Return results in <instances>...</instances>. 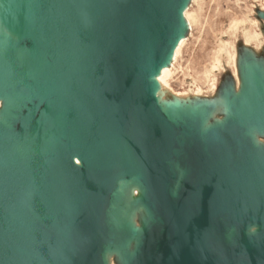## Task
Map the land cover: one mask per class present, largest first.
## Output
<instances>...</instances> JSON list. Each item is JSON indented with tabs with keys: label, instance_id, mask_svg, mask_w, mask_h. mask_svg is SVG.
<instances>
[{
	"label": "water",
	"instance_id": "1",
	"mask_svg": "<svg viewBox=\"0 0 264 264\" xmlns=\"http://www.w3.org/2000/svg\"><path fill=\"white\" fill-rule=\"evenodd\" d=\"M186 3L2 1L35 75L15 84L22 66L0 39V96L29 98L12 128L0 123V264H104L105 245L121 240L109 230L111 197L131 177L157 221L129 264H264V147L243 136L264 125V77L205 137L194 121H170L154 95ZM43 111L54 139L26 158L16 146ZM177 158L187 177L173 196ZM252 223L262 228L245 235Z\"/></svg>",
	"mask_w": 264,
	"mask_h": 264
},
{
	"label": "bare ground",
	"instance_id": "2",
	"mask_svg": "<svg viewBox=\"0 0 264 264\" xmlns=\"http://www.w3.org/2000/svg\"><path fill=\"white\" fill-rule=\"evenodd\" d=\"M2 1L3 0H0V39L3 41V43L10 46L17 54L22 69L17 74L15 84L24 85L26 84L27 79L35 75V71L31 70L30 68L32 67L33 59L26 50L19 46L23 38L22 32L10 26L8 20L3 14ZM186 7L187 4L183 6L181 10V16L184 18L185 26H193V24L199 22V14H197V11L195 12L188 8L186 9ZM247 21L248 19H235L231 27L233 30H236L241 24H244ZM243 34L244 44L247 46V48L251 44H256L255 46L257 48L262 49L264 43L261 41V33H259L257 30V24L255 22H251V26L244 29ZM183 36V33L177 36L168 53V56L166 57V60L158 67V70L152 76V80L156 84L154 95L157 104L164 115L177 126L191 123L196 116V111H198L197 109H191L188 105L186 106L187 100H189L190 96L192 95L190 92L176 91L171 87L170 84V79L172 78L173 72L171 67L173 66L174 62L178 60V57L181 55L187 41L186 37ZM238 60L239 56L236 43L233 40L221 42L218 44V52L214 56L211 67L204 72V76L202 78L206 83L211 82L209 86L214 88L217 83L215 70H220L221 67H223V63L225 62L233 67V73L237 78ZM258 69L257 71L260 72V69ZM255 72L256 71L253 73L249 72V76ZM261 74H263L264 77V73L261 72ZM242 84V80L240 81L237 78L236 93L238 95H240L242 92ZM202 92L203 91L197 87V89H195L193 92L194 98L200 96ZM27 99L29 100V98L21 95L17 90H13L11 94L6 93L5 95L0 96V123L6 127L12 128L16 112L22 108L23 105H25ZM216 109L217 110H215V112L218 111L220 107L217 106ZM216 120L217 121L215 123L218 125L224 124V118ZM215 123L208 124L207 120H205L204 126L202 128V134L204 137L208 131L216 125ZM259 134H264V125L261 127L252 126L243 132V136L249 139L254 146H261L259 142H261L260 140H262V137L259 136ZM54 136L55 129L51 123V118L48 116L46 111H43L40 120L37 122L32 131L26 134L19 141L16 149L24 157L30 158L34 154L41 152L42 149H45L48 143L54 139ZM179 156L180 155H178V157ZM179 162L180 161L178 158L175 162H173V167L177 171L176 180L171 187L173 196L178 195L183 181L187 177V169L181 167ZM76 163L81 165V162L78 159H76ZM139 193L140 196L136 199V202L134 197ZM145 195H147V191L139 178L131 177L118 181L117 187L111 197L107 216L111 236L120 234L121 240L119 243L116 241H110L105 245L103 251L104 264H116L117 261L114 258V254H119L121 257H123L129 250L133 241L135 242L136 249H139L141 245L139 233L143 228V224L138 226L141 222L140 217H138L137 214V210L140 209L139 207L144 208L143 216L141 218L142 221H145L144 225L147 226L148 223L157 221V216L154 213L151 205L146 202H140L141 198ZM261 228V225L252 223L248 226L244 233L245 235H250L252 233L258 232ZM235 232V228L232 227L226 237L229 240H232Z\"/></svg>",
	"mask_w": 264,
	"mask_h": 264
},
{
	"label": "rangeland",
	"instance_id": "3",
	"mask_svg": "<svg viewBox=\"0 0 264 264\" xmlns=\"http://www.w3.org/2000/svg\"><path fill=\"white\" fill-rule=\"evenodd\" d=\"M186 2V9L197 11L199 14V22L193 26H185L184 18L180 20V29L187 41L178 60L171 67L173 72L170 84L176 91H188L192 94L186 106L198 110L193 121L198 130H201L205 120L208 124H213L217 121L216 119L224 118L225 122L230 118L240 98L236 93L237 78L242 80L241 90L243 92L251 79L257 77L261 79L263 76L261 72L264 73V46L261 49L257 48L256 44H251L247 48L244 44L243 32L251 26V22H255L257 30L261 33V41L264 43V0H186ZM235 19H248V21L233 30L231 26ZM231 40L236 43L239 56L237 78L233 73V67L225 62L220 70H215L217 83L214 88L210 87L211 82L206 83L202 78L204 72L211 67L214 56L218 52V44ZM258 68L260 72L257 71ZM254 71L256 72L253 76H249V72ZM197 87L203 92L194 98L193 92ZM217 106L220 109L215 112ZM215 124V126L218 125ZM259 136L262 137L259 143L264 147V134H259ZM139 196L140 193L134 197V200L136 201ZM140 202H144V196ZM139 208L137 214L141 222L138 226L143 224L139 234L140 238H144L148 226L144 225L145 221L141 219L144 208ZM136 250L133 241L123 257L114 254L116 264H129L128 259Z\"/></svg>",
	"mask_w": 264,
	"mask_h": 264
}]
</instances>
